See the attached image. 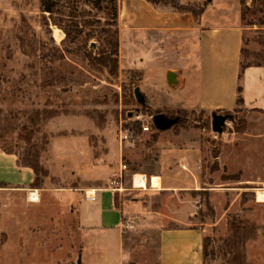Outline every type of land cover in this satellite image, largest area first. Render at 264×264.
I'll return each mask as SVG.
<instances>
[{
  "label": "rangeland",
  "instance_id": "374dc122",
  "mask_svg": "<svg viewBox=\"0 0 264 264\" xmlns=\"http://www.w3.org/2000/svg\"><path fill=\"white\" fill-rule=\"evenodd\" d=\"M51 1L52 11L45 12L41 0H0V145L19 152L25 148L20 137L26 134L46 160L50 134L86 135L98 157V129H108V142L123 144L121 162L147 173L161 167L164 150L197 146L201 159L194 172L200 185L190 194L198 206L193 221L204 231L203 264H264V199L258 198L264 193V102H245L247 67L239 74L235 105L221 109L175 107V81L168 82L162 73L174 67L166 62H184L198 68L196 76L190 73L189 86L199 85L203 65L217 78L222 72L220 53L236 51L240 37L234 30L240 23V62L264 69V0L212 1L201 27L208 28L207 34L218 30L216 49L206 60L203 43H190V48L178 42L177 32L168 44L154 47L144 41L145 0H116L117 15L108 0ZM136 87L145 97L144 105L134 96ZM213 112L230 115L222 134L212 131ZM157 113L178 117V122L167 130L156 129L152 116ZM120 128L129 133L122 142ZM177 160L162 176L172 186L192 184ZM9 188L0 186V264H121L112 233L90 226L96 224L94 218L85 229L79 228L82 205L96 213L83 196L78 197L76 216L55 201L53 212L50 209L45 217L43 207L24 206L20 194ZM30 215L40 217L39 228L32 232L25 228ZM130 218L135 228L124 246L122 264H157L153 245L151 249L141 244L147 233L138 234L141 226ZM238 224L241 232L236 234ZM150 240L154 244L156 235Z\"/></svg>",
  "mask_w": 264,
  "mask_h": 264
},
{
  "label": "crops",
  "instance_id": "0c3cea01",
  "mask_svg": "<svg viewBox=\"0 0 264 264\" xmlns=\"http://www.w3.org/2000/svg\"><path fill=\"white\" fill-rule=\"evenodd\" d=\"M212 1L179 0L181 5L194 6L196 11L201 5L202 12L194 15L192 11H179L170 5L145 0L143 30L146 35L144 41L149 44L154 43V47L164 41L168 44L176 38L174 33L177 32L180 34L178 35V42H185L190 48V43H197L198 41L203 43L204 53H207L204 57L206 60L209 53L216 49L215 33L218 30L213 28L211 33L207 34L205 30L208 28L201 27L202 19ZM119 16L121 17L122 14L120 13ZM234 31H236L237 37H240L236 42V51L227 50L220 53H224L220 61L222 72L217 73L218 77L215 79L212 76L213 73L208 71V67L203 65L199 70L201 73L199 85L192 87L188 84V78L190 73L196 76L197 66L191 63L185 65L184 62L181 64L166 62L164 64L165 66L174 64V67L168 66L169 68L164 69L162 73L165 76L167 74L168 82L175 81V107L192 110L202 107L232 108L235 105L241 71L240 52L244 32L241 23ZM194 32L198 34L192 36ZM199 32L204 33L199 34ZM176 52L177 54L180 53L177 48ZM253 69L258 71L254 72ZM169 70L171 72H168ZM243 73L247 81L243 85L247 105H258L260 98L264 102V69L251 66L247 67ZM255 81L261 85V93H257ZM252 83L255 84L254 92H251L252 87L250 85ZM157 94L155 92L154 96L156 97ZM107 131L108 129H98V157L85 139L86 135L56 136V134H50L47 144L49 152V155L46 156L47 159L44 160L43 152H39V166L48 170V174L43 176L40 173L36 174L29 167L19 166L15 154L4 152L0 148V185L10 187L9 189L16 194L18 192L24 206L32 209L43 207V216L45 215V217L48 215L47 212L50 213V209L53 212L55 201L69 207V216H76L78 197L83 196L85 202L93 206L96 213L94 215L92 208L87 210L82 205L81 214L78 215L80 217L79 228L85 229L88 225L87 221L94 218L96 224L90 222V226L94 225L101 231L112 233L118 240L121 251L119 262L121 264L125 263L122 253L124 246L126 242L132 239L133 233L130 232L134 230L123 231L120 229L119 222L123 217H135L137 219L136 224L142 229L138 234L143 236L147 233L148 235V237L145 236V241L141 244L151 249L154 247L157 264H203L204 231L193 221L198 206L190 194L191 190L200 185V179L194 172L197 161L201 159L200 149L197 146L166 149L161 154V167L154 172H141L128 167L125 180L126 189L118 194L110 190L109 176L112 168L123 159V144L108 142L109 132ZM168 154L172 155V160L177 158L181 168L189 172L187 177L190 176L192 184L172 186L167 183L162 173L166 170L167 172L172 171L174 168L172 160L167 158L169 157ZM133 175L135 177L144 175L146 186L144 188L138 187L136 183L132 185ZM152 177L159 178L160 187L151 184ZM36 179L37 183L34 184ZM27 217L30 218L31 223L29 222L25 228L30 227L31 232L34 228H39L37 220L40 217L38 215ZM27 217H24L22 221H25ZM153 234L156 235L154 244L150 240ZM152 245L153 247H151ZM129 246L135 248L134 245ZM126 263L136 264L132 261Z\"/></svg>",
  "mask_w": 264,
  "mask_h": 264
},
{
  "label": "trees",
  "instance_id": "16d2710c",
  "mask_svg": "<svg viewBox=\"0 0 264 264\" xmlns=\"http://www.w3.org/2000/svg\"><path fill=\"white\" fill-rule=\"evenodd\" d=\"M108 1L110 3H112V10H113L114 14L117 15L116 0H108ZM148 1L153 2V3H157V4L170 5V6L174 7V8H176V9H178L179 11H192V12H194V15L200 14L202 12V10H201L200 13H199V8L196 11L194 6L181 5L179 0H148ZM41 5H42V8H43V11H45V12H51L52 11L53 4H52L51 0H41ZM112 64H114V66H115L114 62ZM116 65H117V61H116ZM251 66L252 65H250V64H247V65L242 64V61L240 62L241 70L245 69L246 67H251ZM20 139L25 143V148H21V151H19V152L10 151V150H8L7 148H5L4 146H1V145H0V148L4 152L15 154L16 157H17V163H18L19 166H21V167H29V168L33 169L34 172H36V174L41 172L43 175H47L48 174V170L45 171V169H43V168H41L39 166L38 145L36 143L35 144L32 143L31 138L28 135H26V134L21 136ZM36 183H37V179L34 182V184H36ZM0 186H4V185H0ZM240 232H241V228H240V226L238 224L236 226V234H239ZM204 243H205V240L203 238V247H205Z\"/></svg>",
  "mask_w": 264,
  "mask_h": 264
},
{
  "label": "built area",
  "instance_id": "2783aa9c",
  "mask_svg": "<svg viewBox=\"0 0 264 264\" xmlns=\"http://www.w3.org/2000/svg\"><path fill=\"white\" fill-rule=\"evenodd\" d=\"M142 129L144 131L149 130V126H143ZM129 136L128 130L127 129H119L118 130V137L119 141L122 142L123 140H127ZM128 170V167L125 163L120 162L118 165L114 166L110 172L109 176V188L115 193H122L126 187H125V180H126V172ZM135 175L132 177V185H134ZM144 181H146V177L143 175L141 176ZM119 227L123 231H129L133 230L135 228L134 222L130 217H123L120 222H119Z\"/></svg>",
  "mask_w": 264,
  "mask_h": 264
},
{
  "label": "water",
  "instance_id": "95a60500",
  "mask_svg": "<svg viewBox=\"0 0 264 264\" xmlns=\"http://www.w3.org/2000/svg\"><path fill=\"white\" fill-rule=\"evenodd\" d=\"M134 96L139 103H141L142 105L145 104V97L141 93L139 87H136L134 89ZM228 118H230V115L228 114H217L216 112H213L211 115L212 131L218 134H222L224 130V126ZM177 121H178V118L176 117L171 118L163 113H157L152 116V122L155 128L162 130V131L171 128L173 125L177 123ZM77 264H80L79 260Z\"/></svg>",
  "mask_w": 264,
  "mask_h": 264
},
{
  "label": "bare ground",
  "instance_id": "6f19581e",
  "mask_svg": "<svg viewBox=\"0 0 264 264\" xmlns=\"http://www.w3.org/2000/svg\"><path fill=\"white\" fill-rule=\"evenodd\" d=\"M60 36L61 35L59 33H56V37L57 38H59ZM134 181L137 184L136 186H138V187H143L144 188V186H146L145 185V181L141 177H135V180ZM151 184L153 186H157V187H160L161 186L160 180L157 177H152L151 178ZM258 198L259 199H264V193H259Z\"/></svg>",
  "mask_w": 264,
  "mask_h": 264
}]
</instances>
